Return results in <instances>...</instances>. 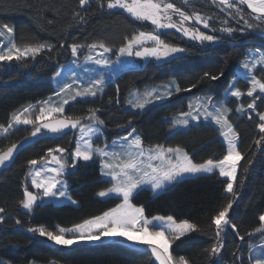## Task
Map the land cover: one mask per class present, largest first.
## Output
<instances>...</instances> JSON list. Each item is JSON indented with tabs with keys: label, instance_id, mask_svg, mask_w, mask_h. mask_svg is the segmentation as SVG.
<instances>
[{
	"label": "trees",
	"instance_id": "obj_1",
	"mask_svg": "<svg viewBox=\"0 0 264 264\" xmlns=\"http://www.w3.org/2000/svg\"><path fill=\"white\" fill-rule=\"evenodd\" d=\"M174 2L183 7L182 0ZM192 7L207 13L223 17L219 10L211 5L210 0H192ZM192 7L185 9L191 12ZM83 17V20L80 18ZM51 21V23H50ZM8 24L15 29V42L18 46L25 44L48 43L53 45L51 52L45 50L34 60L24 63L12 62L0 66V124L7 125L12 113L20 108L43 100L55 92L52 76L57 69L70 61L71 51L68 45L73 43L91 44L104 42L112 49H118L126 36L136 31H151L148 22L136 21L123 10L101 9L97 0L84 8L79 0H0V24ZM233 27H237L230 21ZM215 27L220 24L217 19ZM239 28V27H238ZM209 34H212L209 30ZM223 38L216 44L200 45L182 37L175 30H169L162 39L179 47L188 49L171 60L156 63L148 60L138 67L128 68L105 85L104 91L93 99H82L70 103L65 108L66 116H86L89 109H99L97 116L105 121L98 145L110 142L135 128L143 144L152 146L162 144L166 147L183 148L195 162L208 158L219 159L226 150L219 139V131L212 124L200 123L188 129L169 134L171 126L166 117L185 112L188 101L201 94H210L213 99H221L230 80L234 76L237 63L249 48L264 49V33L255 30L237 31L228 37L220 32L214 33ZM87 47L79 52L85 55ZM223 75L216 81L204 78V73ZM261 77L264 73L257 71ZM174 78L182 89L195 84L191 91L173 92L162 102L149 105L144 110H132L125 107V101L133 88L156 84ZM238 87L247 91L248 84L239 78ZM244 106L251 99L242 98ZM231 109L230 120L239 134V150L245 154L238 170V177L243 185H235L238 193L229 212V218L237 225V235L231 228L223 234L224 247L219 256L220 264H249V246L257 244L260 234L249 237L260 226L259 216L264 212V148H257L254 141L259 138L254 118L246 113L239 116L235 109L238 101L228 100ZM257 111L264 112V102L257 101ZM131 120V126L127 122ZM85 122V121H84ZM125 125L127 130L118 127ZM32 126L19 125L6 136H0V150H6L13 143L25 137H31ZM66 134L37 135L31 144L24 147L14 160L0 170V207L6 209L4 220L0 222V259L5 258L12 264H29L30 262L60 264H158L147 249H133L119 243H99L77 245L66 250L51 241L40 238L37 233L28 232L29 227L44 225L55 230L57 225L71 227L85 219L101 215L104 211L120 203L118 198H97V193L111 184L102 179L100 163L79 161L66 174L69 182V195L77 205L39 204L31 213L19 205L23 198L26 175L29 172L28 161L39 160L49 148L58 145L69 152L75 148V132L65 130ZM252 160L251 165L248 161ZM248 167V173L243 168ZM226 179L219 173L199 175L181 179L171 184L160 194L153 196L148 189H140L132 203L143 206L145 215H172L177 221L188 219L197 224L200 231L187 233L172 242L170 251L176 258L184 256L191 264H212L205 249L215 242L214 226L210 225L211 216L233 199L224 192ZM20 220V224H16ZM239 236H244L241 241ZM235 253V256L233 255ZM240 257V260L236 259Z\"/></svg>",
	"mask_w": 264,
	"mask_h": 264
},
{
	"label": "snow or ice",
	"instance_id": "obj_2",
	"mask_svg": "<svg viewBox=\"0 0 264 264\" xmlns=\"http://www.w3.org/2000/svg\"><path fill=\"white\" fill-rule=\"evenodd\" d=\"M211 5L223 13V17L209 15L192 7V0H182V5L178 6L174 0H97L99 7L108 10L120 9L134 18L136 21L148 22L153 28L151 31H136L130 37L124 38V43L116 51L117 62L120 57H131L135 55L140 58L153 57L158 61L168 60L177 54L188 51L184 47L176 46L162 39L167 30H175L182 37L194 41L200 45L216 44L223 38L214 33L217 31L228 37L237 31L260 28L264 25V0H210ZM91 0H79V6L84 8ZM246 6V7H245ZM192 7L191 12L185 9ZM83 20V17L80 18ZM219 21L220 27L214 25V21ZM235 21L237 25L243 23V27H233L230 23ZM252 21H256L254 25ZM51 23V21H50ZM202 26V28L200 27ZM202 29L209 30L212 34ZM53 45L48 43L25 44L18 46L15 42V29L8 24H0V66H8L12 62L24 63L28 59H35L45 50L51 52ZM71 54H77L87 47L89 54L86 61L96 65H107L110 61L105 57V53L112 52V48L104 42H94L91 44L73 43L68 45ZM97 49H101L97 55H93ZM73 63H76L74 60ZM259 66V67H258ZM240 67L244 69L241 73L249 85L247 92L243 93L235 84L230 83L228 95L240 101L246 95L251 98V102L245 108L243 104L238 105L236 112L246 114L249 110L255 113L259 122L256 128L259 138L254 141L257 148H264V112L257 111V101L264 102V75L258 77L256 71L264 73V51L257 49L245 54L240 62ZM61 73L57 71L53 77H59ZM223 72L220 73V76ZM209 72L204 73V78L216 81L220 78ZM104 79L89 81L86 86H77V80L65 83L59 92L54 96L59 99L55 102L52 97L42 101H37L35 105L29 104L22 109L12 113L7 125L0 124V136H6L18 125H30L31 137L38 134L48 133L66 134V129H78L79 135L75 136V148L69 152L62 146L49 148L44 156L39 160L28 161L30 166L26 175V181L30 180L31 187L35 192L29 190L25 185L23 188V198L19 200L21 208L31 213L37 201L43 202L45 198L58 199L65 198L71 203L76 201L68 195L66 185L62 180L65 170L71 161L72 167H77L79 161L99 160L101 176L110 178L111 186L106 190L97 193L99 197L115 196L122 198L115 207L104 211L101 215L93 216L83 220L81 223L71 227L56 226V231L49 230L44 225L29 227L28 232L38 233L41 237H46L53 244L70 248L78 243H93L104 238L114 236L123 237L128 241L147 246V251L151 253L158 264H191L184 256L176 258L170 251L174 240L191 232L200 231V227L190 222L188 219L177 221L172 215H156L148 218L145 215L143 206H136L132 203L134 193L142 185H150L155 193L164 189L167 184L178 181L184 175L215 174L217 171L220 177L227 178L224 192L230 194L233 199L228 200L227 205L210 218L209 227L214 226L215 242L210 248L205 249L212 264H220L219 256L224 247L223 234L227 228H231L237 235V225L229 218V212L233 208L235 198L238 193L235 185H243V179L238 177V170L241 161L245 159V154L239 150L240 137L229 118L230 109L225 106V102L219 104L213 102L211 96L196 97L189 103L188 111L180 112L174 116L170 123L173 129L177 127H187L191 121H199L201 117L210 120L218 126L219 135L223 138L226 150L221 158H208L203 162H195L194 159L180 147H165L162 144H155L145 148L142 138L136 133V129L127 132V135L117 141H113L109 151V145L103 147L97 144L101 133V128L105 121L97 116L99 109H89L86 116H66L65 105L70 100L75 101L78 97H95L103 91ZM196 85L193 84L187 89H182L176 81H169L158 87L145 89L144 92L131 93L132 99L127 103L133 109L143 110L153 101L166 99L173 95V89L179 93L181 91H191ZM38 109V112H37ZM34 116V118H33ZM251 120L254 117L249 114ZM91 121L85 124L84 121ZM132 121L127 122L131 126ZM118 127L127 130L125 125ZM28 137H25L27 141ZM22 145L13 143L6 150H0V166L5 165L14 156V152ZM119 147V151L115 149ZM252 160L248 161L251 165ZM249 168L244 167L243 172L248 173ZM6 209L0 207V214ZM4 215H0V222L4 220ZM260 226L247 233L249 237L260 234L261 243L258 246L264 250V214L259 216ZM20 220H16L19 225ZM241 241L244 236H239ZM253 245L249 246L251 258L249 264H264V251L254 252ZM235 256V253L233 254ZM240 260L239 256H236ZM0 264H3L0 261ZM33 264V262H30ZM243 264V262H242Z\"/></svg>",
	"mask_w": 264,
	"mask_h": 264
},
{
	"label": "rangeland",
	"instance_id": "obj_3",
	"mask_svg": "<svg viewBox=\"0 0 264 264\" xmlns=\"http://www.w3.org/2000/svg\"><path fill=\"white\" fill-rule=\"evenodd\" d=\"M218 9V8H217ZM219 10V9H218ZM223 14V13H222ZM231 21V20H230ZM216 22H217V20H216ZM232 23L234 24V25H236L237 27H243V23L241 22V24H239V25H237L236 24V22L235 21H232ZM252 23L255 25L256 24V21H252ZM13 27V26H12ZM153 27V26H152ZM201 28H202V26H200ZM174 30V29H173ZM202 30H204L205 32H207L208 30H206V29H202ZM251 30H255V31H259V32H261V33H264V25H262L260 28H254V29H251ZM167 31H169V30H167ZM180 34V33H179ZM181 35V34H180ZM185 38V37H184ZM187 39V38H186ZM257 49H260V50H262V51H264V49L263 48H249V49H247L246 50V52H245V54L246 53H248V52H250V51H255V50H257ZM118 49H112V52H109V53H105V57L110 61V63L109 64H107V65H96L95 63H93V62H90V61H86L85 60V57L89 54V52H88V49H87V51H86V53H85V55L84 56H82V57H80L78 54H77V56L76 57H73L72 56V54H71V58H70V61L68 62V63H66V64H63V65H61L58 69H57V71H59L60 73H61V75L59 76V77H56L55 79H53V77H54V75L52 76V82H53V86H54V89H55V92L54 93H56V92H59V90H60V88L61 87H63V85L65 84V83H71L72 82V80L73 79H75V80H77V86H80V87H83V86H86L87 85V83L89 82V81H94V80H97V79H100L101 77H103V79H104V85H103V91H104V89H105V85L109 82V81H112L118 74H120L122 71H124V70H126V69H128V68H132V67H138V66H140L141 64H143V63H145V62H147L148 60H154L156 63H163V62H166V61H168V60H171L172 58H174V57H172V58H170V59H168V60H163V61H158V60H156L155 58H153V57H148V58H140V57H136L135 55H133V56H131V57H127V56H125V57H120V60H119V62H117V55H116V51H117ZM70 51H71V49H70ZM100 51H102L101 49H97V51L95 52V53H92L94 56L95 55H97ZM177 55H180V54H177ZM176 55V56H177ZM245 56V55H244ZM244 59V57L237 63V65H236V67H235V73H234V76L232 77V79L230 80V82H229V84L230 83H232V84H235V87H237V88H239L238 87V84H237V81H238V79L239 78H241V73H244V69L243 68H241L240 67V62L242 61ZM76 61V63H73V61ZM259 67V66H258ZM56 71V72H57ZM256 75H257V71H256ZM258 76V75H257ZM259 77V76H258ZM243 79V78H242ZM176 81L174 78H170V79H168V80H166V81H162V82H159V83H156V84H151V85H147V86H144L143 88H133L130 92H129V94H128V96H127V98H126V101H125V107L126 108H128V109H132V110H140V109H133V108H131L130 107V105L127 103V101L129 100V99H132V96H131V93H133V92H140V93H142V92H144L145 91V89H149V88H154V87H158V86H160V85H162V84H165V83H167V82H169V81ZM244 80V79H243ZM245 81V80H244ZM246 82V81H245ZM176 83H177V81H176ZM247 83V82H246ZM248 84V83H247ZM248 87H249V85H248ZM228 88H229V85H228V87H227V89H226V91L223 93V95H222V98L221 99H218V100H216V99H213V102H215L216 104H219L221 101H224L225 102V106L227 107V108H229L230 109V107H229V105H228V100L230 99V98H235V97H231L230 95H228ZM240 89V88H239ZM102 91V92H103ZM242 91V90H241ZM102 92H99L97 95H99V94H101ZM173 92H175L174 91V89H173ZM243 92V91H242ZM247 91H245V92H243V93H246ZM54 93L52 94V95H50V96H48L47 98H49V97H52L53 98V100L55 101V102H59V99L57 98V97H55L54 96ZM96 95V96H97ZM95 96V97H96ZM203 96H211L210 94H201V95H198V96H195V97H193V98H191L189 101H188V105H189V103H191V102H193L194 101V99L196 98V97H203ZM244 96H246V95H244ZM244 96H242L241 97V99H240V101H238V105H240V104H243V102H242V98L244 97ZM95 97H86V98H80V97H78L75 101H77V100H82V99H93V98H95ZM212 97V96H211ZM247 97V96H246ZM47 98H45V99H47ZM249 98V97H248ZM45 99H43V100H45ZM167 99V98H166ZM236 99V98H235ZM251 99V98H250ZM165 99H163V100H159V101H153V103L152 104H154V103H157V102H162V101H164ZM40 101H42V100H40ZM75 101H73V100H70L69 101V103L68 104H70V103H73V102H75ZM36 103H33V105H35ZM67 104V105H68ZM152 104H149V105H152ZM67 105H65V108L67 107ZM148 105V106H149ZM27 106V105H26ZM148 106H146V107H148ZM244 106V105H243ZM238 107V106H237ZM236 107V108H237ZM245 108L247 107V106H244ZM23 108V107H22ZM22 108H20V109H22ZM19 109V110H20ZM144 110V109H143ZM189 109H187L186 111H188ZM185 111V112H186ZM37 112H38V109H37ZM235 112H236V109H235ZM239 116H242V115H244V114H241V113H238V112H236ZM248 114L249 113H251L250 112V110L247 112ZM230 114H231V109H230V112H229V118H230ZM255 114V113H254ZM177 115V114H176ZM176 115H173V116H169V117H166L165 118V120H169V121H171V119L174 117V116H176ZM33 118H34V116H33ZM85 124H90L91 123V121H88V120H86L85 122H84ZM200 123H207V124H212V125H214L216 128H217V130H218V126L217 125H215V123L214 122H212V121H210V120H205L203 117H201L200 119H199V121H191L190 122V124L187 126V127H177V128H175V129H173V127H172V125L169 127V129H168V133L169 134H172V133H175V132H177V131H182V130H186V129H188L191 125H198V124H200ZM19 126V125H18ZM26 126H30V125H26ZM17 127V126H16ZM67 130V129H66ZM74 132H75V136L76 135H79V130L78 129H72ZM47 131V130H46ZM130 131H132V129L130 130ZM101 133H102V128H101ZM136 133L138 134V132L136 131ZM51 134H53V133H51ZM39 135V134H38ZM125 135H127V133L126 134H124V135H122V136H119L118 138H115V139H113V140H111L110 142H106V143H103L102 145H99V146H101V147H103L105 144H107V145H109V151H112L113 149L111 148V145H112V143H113V141H117V140H119L121 137H123V136H125ZM219 139L223 142V138L219 135ZM144 145V144H143ZM226 146V145H225ZM144 147L145 148H147V147H150V146H146V145H144ZM166 147V146H165ZM167 148V147H166ZM173 148H175V147H173ZM183 149V148H182ZM116 151H119L120 149H119V147H117L116 149H115ZM184 150V149H183ZM185 151V150H184ZM186 152V151H185ZM74 167H72L71 166V161L69 160V165H68V167L66 168V170H65V173H64V176L62 177V180H63V182L65 183V185H66V189H67V193H68V195H69V182H68V180L66 179V174L70 171V170H72ZM218 172V171H217ZM100 175H101V173H100ZM200 175H206V174H200ZM196 176H199V175H196ZM102 177V179H105V180H108V181H110V178H107V177H103V176H101ZM188 177H195V176H192V175H184L182 178H180L178 181H180L181 179H184V178H188ZM224 178V177H223ZM226 180H227V178H225ZM178 181H174V182H172L171 184H173V183H175V182H178ZM171 184H167L166 186H165V188L164 189H161V190H157V192H153L152 190H151V186L150 185H147V184H145V185H142L141 186V188L140 189H148V190H150L151 192H152V195L153 196H156V195H158V194H160L161 192H163L167 187H169ZM26 186L29 188V190H31V191H33V192H35L36 191V189H33L32 187H31V182H30V180H28V181H26ZM111 186V185H110ZM109 186V187H110ZM109 187H107V188H109ZM107 188H105V189H103V190H106ZM140 189H138L137 191H139ZM102 191V190H101ZM136 191V192H137ZM100 192V191H99ZM135 194V193H134ZM70 196V195H69ZM97 196V198H99V199H107V198H112V197H114V198H118V197H115V196H110V197H104V198H102V197H99L98 195H96ZM71 197V196H70ZM118 199H122V198H118ZM73 200V199H72ZM121 202V201H120ZM37 203H39V204H46V203H52V204H56V205H60V204H71V205H74V206H76L77 205V203H75V204H73V203H71V201H68V200H66L65 198H58V199H48V198H45L44 200H43V202H40V201H37ZM35 206V205H34ZM138 207H140V206H138ZM263 214H264V212H263ZM156 216V215H155ZM162 216V215H161ZM148 218H151V217H148ZM52 231H56V229L55 230H52ZM37 235L40 237V238H43V239H46L47 240V238L46 237H41L38 233H37ZM255 235H257V234H255ZM48 241V240H47ZM51 243H53V242H51ZM99 243H119V244H123V245H126V246H128V247H130V248H133V249H142V250H145V249H147V246L146 245H143V244H139V243H134V242H131V241H128V240H126L125 238H123V237H119V236H114V237H110V238H104V239H101L100 241H97V242H93V243H78V244H75V245H73V246H71L70 248H64V247H62V246H58V245H56L57 247H60V248H63V249H66V250H71L72 248H74L75 246H77V245H83V244H99ZM260 243H261V240L257 243V244H254L253 246H255V247H253V251L254 252H261V251H264V250H261L258 246L260 245ZM55 245V244H54ZM251 258V253L249 252V259ZM0 261H2L3 262V264H12L9 260H7V259H5V258H1L0 259ZM33 262V261H32ZM30 264V263H29ZM33 264H60V263H58V262H55V261H51V262H48V263H37V262H33Z\"/></svg>",
	"mask_w": 264,
	"mask_h": 264
},
{
	"label": "water",
	"instance_id": "obj_4",
	"mask_svg": "<svg viewBox=\"0 0 264 264\" xmlns=\"http://www.w3.org/2000/svg\"><path fill=\"white\" fill-rule=\"evenodd\" d=\"M246 7V6H245ZM33 140H34V137H28V139H27V141H25V138L24 139H22L21 141H19V142H17L18 144H20V145H22L21 147H18V150H16L15 152H14V156H13V158L11 159V160H9L5 165H3V166H0V170L1 169H4V168H6L13 160H14V158L16 157V155L24 148V147H26L27 145H29V144H31L32 142H33ZM50 245L51 246H54V244L53 243H50Z\"/></svg>",
	"mask_w": 264,
	"mask_h": 264
}]
</instances>
